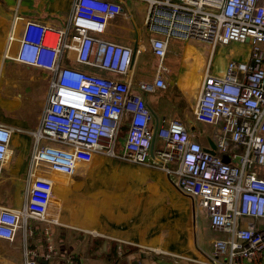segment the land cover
<instances>
[{
  "label": "built area",
  "instance_id": "1",
  "mask_svg": "<svg viewBox=\"0 0 264 264\" xmlns=\"http://www.w3.org/2000/svg\"><path fill=\"white\" fill-rule=\"evenodd\" d=\"M128 2L144 4L143 24L158 60L155 78L136 82L139 92L166 89L161 72L171 39L212 48L250 44L248 63L230 62L218 76L206 73L198 91L194 121L216 128L213 154L177 120L163 121L157 133L162 145L155 147L149 111L128 78L134 51L103 38L108 23L123 15ZM19 20L14 13L13 24ZM18 42L15 61L47 71L52 78L40 126L33 132V179L22 208L0 209V239L13 240L27 220L45 223L43 258L51 259L55 251L49 226L58 224L60 213L53 178H69L78 164L104 154L161 171L176 189L197 201L210 227L225 234L213 241L206 264H264V172L255 171L264 169V0H74L66 29L27 21ZM66 52L76 66L61 64ZM126 121L122 153L116 155ZM11 133L0 125V164ZM41 141L47 144L39 145ZM25 264L37 263L28 258Z\"/></svg>",
  "mask_w": 264,
  "mask_h": 264
},
{
  "label": "crops",
  "instance_id": "2",
  "mask_svg": "<svg viewBox=\"0 0 264 264\" xmlns=\"http://www.w3.org/2000/svg\"><path fill=\"white\" fill-rule=\"evenodd\" d=\"M73 1L0 0V125L12 130L6 159L0 164V209L17 210L25 203L26 190L33 179L30 174L35 147L33 132L40 126L52 78L47 71L15 61L18 40L27 21L55 30L66 29ZM144 7L140 2H128L123 15L106 26L108 41L131 47L134 55L139 52L145 42L137 40L135 23H132L134 29L128 26V33L124 35L120 33L123 30L120 22H132L137 15L143 23ZM14 13L22 18L16 24H13ZM10 36L13 41L9 43ZM200 44L185 40L182 61L186 68L178 71L176 77H171L165 58L166 69L161 77L167 87L158 90L163 97L157 98L160 102L176 98L178 102L170 101L171 104L179 110L177 115L190 125H193L195 102L205 74L222 75L230 62L248 63L250 58L249 43L231 46L229 43L215 48L205 44L211 55L217 48L229 51H222L219 58L224 56V59L216 68H211L207 54L198 47ZM239 50L245 54L240 55ZM155 58L153 55L156 65L150 81L158 71ZM73 59V55L66 52L61 64L76 66ZM128 78L133 83V93L137 94L136 82L146 80L136 79L133 67ZM128 78L121 77V80ZM163 121L165 118L162 124ZM128 127L126 121L117 145L123 146ZM207 127L212 131L215 128ZM188 133L194 134V140L205 149L212 148L213 140H208V136L193 129ZM212 135L211 132L210 137ZM44 144L47 142L41 141L39 145ZM154 145L162 144L155 141ZM95 159L101 162L94 163ZM121 161L118 166L108 165L95 154L90 163L78 164L71 177L53 178V195L60 212L58 224L49 226L55 255L48 260L43 258L46 253L43 229L47 224L27 220L13 240L0 239V264H25L28 258L35 259L37 264H59L60 260H64V264H69L70 260L77 264H206L213 241L219 239L216 236L221 232L210 227L197 201L176 189L161 171ZM201 219L205 221V228ZM203 229L207 230V238L202 235ZM152 250L161 254L155 255Z\"/></svg>",
  "mask_w": 264,
  "mask_h": 264
},
{
  "label": "rangeland",
  "instance_id": "3",
  "mask_svg": "<svg viewBox=\"0 0 264 264\" xmlns=\"http://www.w3.org/2000/svg\"><path fill=\"white\" fill-rule=\"evenodd\" d=\"M144 5V4H143ZM141 8V7H140ZM145 8V7H144ZM135 18H133L132 22H120L121 27L123 28V30H120L121 34L127 35V30H128V26L129 27H133L132 23H135V28L136 31L138 33V41L139 42H145L144 46L141 47L139 49V52L135 53V57L136 60L134 62L133 65V75L136 79H141V80H146V81H150L151 77L153 75V72L155 70V63L156 61H153V54H152V49L149 45L148 39L149 37H151L152 35L145 29V27L143 26V23L140 19L139 16L135 15ZM104 39L109 40L110 37L108 35V32L105 33V35L103 36ZM185 43V40L182 41H177L176 39H171L169 42V48H168V52L166 54V65L167 67H170L171 70V77H176L177 72L182 71L183 68H186L184 62L182 61V56H183V45ZM232 44H236V43H230L229 45L231 46ZM200 49H202V51L204 53L207 54V60L211 62V68L213 67H217L218 66V62L221 59H224V56L220 57V54L222 51H225L226 53H229L228 50L225 49H219L217 48L215 50L214 55L210 54V52H208L207 46L205 44H200L198 46ZM262 50L264 51V45H261ZM211 50V49H210ZM240 51V55H244L245 53H242V50ZM189 52H191V50H189ZM189 54H187L188 56ZM156 59V58H155ZM79 69L83 70L84 67L81 66H77ZM83 68V69H82ZM87 72L92 73L94 75H100V76H106L107 74H105V72L101 71V70H96V69H86ZM84 70V71H86ZM111 78L115 79V80H121L120 76H116V75H110ZM138 94L143 98V100H147V103L145 101L146 107L149 111V116H150V125L153 126V130L155 132L154 135V141H160L159 138L157 137V133H158V129L161 126V121L163 118H165V123H168L171 120H177L180 123H182L185 127V129L187 131H189L190 129H193L195 132H199L202 135H206L209 137L208 140H214L215 136L217 135L216 132V128L213 129V131L211 130L210 127H207L205 125H202L200 123H196L195 121H193V125H190L188 122L183 121L182 116H178L177 112H179V110L176 107H173V105L171 104L170 101H172L173 103L178 102L176 100V98L174 97H169L168 101H158L157 98L158 96H160L159 98L161 99L162 94L161 91H158L155 94H148V93H143V92H138ZM176 101V102H175ZM212 132V137H210V134ZM162 144V143H161ZM122 148L123 146H119L117 145L115 147V154L116 155H120L122 153ZM209 153L213 154L214 150H209ZM98 157L101 158L102 160L104 159L107 164L109 165H116L118 166V162H122L120 159L116 158V157H112V156H106L104 154H98ZM100 160L95 159L94 163H98ZM101 162V161H100ZM126 163V162H124ZM86 171L88 172L89 169H86ZM256 172H264V169L262 168H255ZM78 175V174H77ZM76 178H82L80 176H77ZM73 201H77V200H73ZM83 202V199L80 200V206ZM201 224L203 226V228H205V221H203V219H201ZM201 231V229H200ZM202 235L204 236V238L208 237L207 234V230H202ZM223 233L218 234L216 237L219 239H223L224 238ZM162 256V255H161Z\"/></svg>",
  "mask_w": 264,
  "mask_h": 264
},
{
  "label": "water",
  "instance_id": "4",
  "mask_svg": "<svg viewBox=\"0 0 264 264\" xmlns=\"http://www.w3.org/2000/svg\"><path fill=\"white\" fill-rule=\"evenodd\" d=\"M211 146H212V150H214V145H211ZM224 160H225L226 162H228V158H227V157H225ZM44 263H46V262H44ZM64 263H65L64 260H60V261H59V264H64Z\"/></svg>",
  "mask_w": 264,
  "mask_h": 264
},
{
  "label": "trees",
  "instance_id": "5",
  "mask_svg": "<svg viewBox=\"0 0 264 264\" xmlns=\"http://www.w3.org/2000/svg\"><path fill=\"white\" fill-rule=\"evenodd\" d=\"M123 127V126H122ZM128 130V129H127Z\"/></svg>",
  "mask_w": 264,
  "mask_h": 264
}]
</instances>
